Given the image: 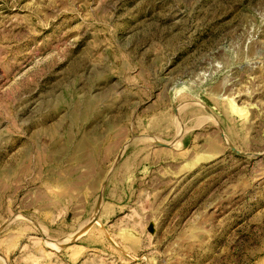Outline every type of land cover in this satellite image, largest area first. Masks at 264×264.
<instances>
[{
    "label": "rangeland",
    "instance_id": "rangeland-1",
    "mask_svg": "<svg viewBox=\"0 0 264 264\" xmlns=\"http://www.w3.org/2000/svg\"><path fill=\"white\" fill-rule=\"evenodd\" d=\"M0 264H264V0H0Z\"/></svg>",
    "mask_w": 264,
    "mask_h": 264
},
{
    "label": "bare ground",
    "instance_id": "bare-ground-1",
    "mask_svg": "<svg viewBox=\"0 0 264 264\" xmlns=\"http://www.w3.org/2000/svg\"><path fill=\"white\" fill-rule=\"evenodd\" d=\"M68 243H70V242H68Z\"/></svg>",
    "mask_w": 264,
    "mask_h": 264
}]
</instances>
